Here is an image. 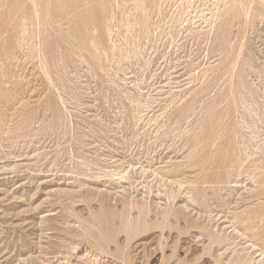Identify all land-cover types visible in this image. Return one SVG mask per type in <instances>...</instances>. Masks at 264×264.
<instances>
[{
	"label": "rangeland",
	"instance_id": "374dc122",
	"mask_svg": "<svg viewBox=\"0 0 264 264\" xmlns=\"http://www.w3.org/2000/svg\"><path fill=\"white\" fill-rule=\"evenodd\" d=\"M262 1L0 0V264H264Z\"/></svg>",
	"mask_w": 264,
	"mask_h": 264
},
{
	"label": "bare ground",
	"instance_id": "6f19581e",
	"mask_svg": "<svg viewBox=\"0 0 264 264\" xmlns=\"http://www.w3.org/2000/svg\"><path fill=\"white\" fill-rule=\"evenodd\" d=\"M223 1V0H222ZM258 1V0H257ZM261 2H263L262 0H260ZM260 2V3H261ZM32 3V2H31ZM34 4V3H33ZM223 4V3H222ZM264 4V3H263ZM34 9V8H33ZM246 13V12H245ZM247 15H248V13H246ZM23 15V14H22ZM245 15V14H244ZM37 17V16H36ZM36 22H38V21H36ZM37 24V23H36ZM32 25V24H31ZM212 25H214V24H212ZM38 29V28H37ZM212 29V28H211ZM26 31V30H25ZM233 76V75H232ZM226 115V114H225ZM196 138V137H195ZM213 146V145H212ZM227 151V150H226ZM225 151V152H226ZM225 155H226V153H225ZM224 160V159H223ZM229 162V161H228ZM224 163V162H223ZM216 166V165H215ZM210 168V167H209ZM216 168V167H215ZM224 168V167H223ZM221 169V168H220ZM224 171V170H223ZM214 173V172H213ZM121 178H123V179H125V178H127V176L126 175H123V176H121L120 177V179ZM227 178V177H226ZM228 181V180H227ZM262 183H264V180H262ZM214 184H216V183H214ZM218 184V183H217ZM264 185V184H263ZM204 187V186H203ZM98 193V192H97ZM169 195V194H168ZM171 196L169 195V198H170ZM192 197V196H191ZM189 198V197H188ZM189 199H191V198H189ZM131 207V206H130ZM185 209V208H184ZM245 213V212H244ZM243 213V214H244ZM147 216V215H146ZM248 216V215H247ZM246 216V217H247ZM255 216H256V214H255ZM260 218V217H259ZM263 218H264V216H263ZM249 219V218H248ZM80 220V219H79ZM252 220V219H251ZM128 221H129V217H128ZM253 221H255V220H253ZM234 222H235V220H234ZM245 223H247L248 225H249V223L248 222H245ZM232 224V223H231ZM247 225V226H248ZM130 226V225H129ZM232 226V225H231ZM231 226H229L230 228H231ZM236 226V225H235ZM233 227V229H231V232H233L232 234H238L239 233V231H238V229H236V227ZM224 227V226H223ZM249 227V226H248ZM222 228V227H221ZM228 228V227H227ZM129 230V229H128ZM226 230V229H225ZM84 231L86 232V231H88L87 229H84ZM229 231V230H228ZM219 233H220V230L218 231ZM226 233H227V230H226ZM88 237H89V239L92 241V246H94V248L93 249H95V250H97L98 252L96 253V252H93V251H91V250H88L87 248H84V249H78V248H76V245L75 246H71L70 245V248H66L67 250L66 251H63V252H61V251H58V252H61V253H66V254H68L69 255V257L68 258H65L66 259V263L65 262H63V263H65V264H70V263H72L73 261L70 259L71 257H75V262L73 263V264H81V263H83V264H103V259H104V257L106 256H103V254H107V253H109V249L110 248H108V245H106V246H103V239H99V238H95L94 236H92V235H90V233H89V231H88ZM196 234H194V236H195ZM200 235H202V234H200ZM200 235H199V238H200ZM220 235V234H219ZM218 235V236H219ZM81 236V235H80ZM244 236H246V235H244ZM197 237H198V235H197ZM225 237H227V236H225ZM223 235H221V236H219L218 237V239H217V241H221V240H223V238H225ZM233 238V237H232ZM248 238V237H247ZM247 238H245V239H247ZM68 239V238H67ZM130 239V238H129ZM196 239V238H195ZM249 239V238H248ZM208 240V239H207ZM76 241V240H75ZM248 242H249V240H247ZM202 242V241H201ZM245 242V241H244ZM247 244H249V243H247ZM250 248L252 247L253 248V246H255L256 248H257V246H258V244H251V241H250ZM254 247V248H255ZM124 251V250H123ZM53 253V252H52ZM60 254V253H59ZM123 254V253H122ZM262 255V254H261ZM55 257V256H54ZM122 257H123V255H122ZM264 258V257H263ZM62 259V258H61ZM112 259V258H111ZM114 259V258H113ZM26 260V259H25ZM123 260V259H122ZM23 261V260H22ZM60 261V260H59ZM62 261V260H61ZM114 261H116V259L114 260ZM251 261V260H250ZM256 262H257V260H255ZM262 261V260H261ZM25 262V261H24ZM79 262H81V263H79ZM18 263V262H17ZM60 263V262H59ZM124 263V262H123Z\"/></svg>",
	"mask_w": 264,
	"mask_h": 264
}]
</instances>
